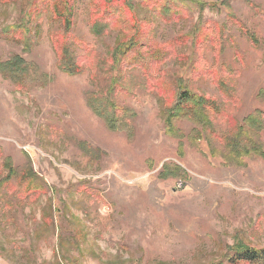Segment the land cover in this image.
<instances>
[{
    "label": "rangeland",
    "instance_id": "rangeland-1",
    "mask_svg": "<svg viewBox=\"0 0 264 264\" xmlns=\"http://www.w3.org/2000/svg\"><path fill=\"white\" fill-rule=\"evenodd\" d=\"M147 1L128 3L138 22L152 23L156 43L190 37L159 70L169 100L187 89L221 104L212 78H192L199 64L225 79L222 68L240 73L225 80L239 100L228 107L239 124L264 112V17L251 7L264 13V0H170L187 2L189 18L180 22L163 21ZM87 2L74 0L70 33L105 60L118 36L91 32ZM33 4L0 0V62L20 58L28 71L20 89L0 73V187L13 185L10 167L34 175L46 191L28 203L3 190L12 203L0 199V264H229L235 247L264 250V130L263 155L242 166L225 161L201 124L178 120L179 134L169 136L167 99L147 91L138 71L128 73L129 93L116 97L109 63L96 77L88 69L62 72L50 36L65 35L64 26L46 14L32 19ZM229 16L259 37L258 48ZM208 23L222 31L219 52L200 42ZM16 28L25 41L7 36ZM69 51L84 54L70 42ZM89 95L131 111L130 126L118 121L117 130L108 129ZM214 129L222 134L226 123L219 119Z\"/></svg>",
    "mask_w": 264,
    "mask_h": 264
},
{
    "label": "trees",
    "instance_id": "trees-1",
    "mask_svg": "<svg viewBox=\"0 0 264 264\" xmlns=\"http://www.w3.org/2000/svg\"><path fill=\"white\" fill-rule=\"evenodd\" d=\"M186 4L187 2L184 1L149 0L144 4V7L153 14H158L165 22H180L189 18ZM87 6L89 12L88 25L96 37H105L112 32L118 36L105 60H102L95 51L70 33L73 25L74 0H34L29 11L32 19H37L46 14L52 22H62L66 34L50 36L52 49L62 72L70 76L81 75L88 69L90 71L89 76L96 77L104 63H109L110 67L114 68L117 73L111 87V92L116 97L120 94L129 93V90L125 88L128 73L136 70L143 81V87L147 91L156 90L157 95L164 93L167 99L164 103L167 108L165 125L169 136L176 137L179 134L176 127L178 120H187L196 125L201 124L208 136L219 142L218 144L221 146L225 161L228 164L242 166L245 158L263 155L262 145L258 138L260 132L264 130V112H255L239 124L228 111V107L238 106L239 100L234 96L233 85L225 80L238 76L239 72H230L227 68H222L221 71L227 78L225 79L215 71H207L201 69L199 64H193L192 78L196 76L212 78L221 96V104L213 98L197 96L187 89L177 91L170 101L172 91L158 77L159 70L167 60L172 59V57L175 58L177 46L185 45L190 37L182 35L166 45L156 43L152 35V23L138 22L128 0H88ZM251 7L258 16L264 17V13L258 7ZM229 19L240 29L252 47H259L258 36L249 32L235 18L229 16ZM208 24L209 28L200 35V42L214 45V51L219 52L221 47L217 40L221 37L222 31L217 24ZM21 29L16 28L15 31L7 33V36L15 41H25ZM213 30L218 32L215 33L216 39L213 38ZM69 42L84 51V54L74 58L69 51ZM27 72L25 63L20 58H14L5 63L0 62V73L11 79L19 89L24 86L28 79ZM87 103L92 111L104 120L108 129L117 130L118 121L127 128L130 126L133 114L126 108L114 103H103L102 100H98L93 95L87 96ZM219 119L223 120L227 127L226 132L222 134H217L214 129L215 122ZM171 169L175 172L181 170L177 167ZM165 174L167 175V173ZM7 177V180L12 179L14 181L13 185L0 187V199H6L2 203L7 206L12 203L9 198H6L7 196L30 203L46 191L43 184L27 171L20 173L9 167ZM3 190L5 194H8L7 196H4ZM234 251L229 259V264H264V250L257 251L241 246L235 247Z\"/></svg>",
    "mask_w": 264,
    "mask_h": 264
}]
</instances>
